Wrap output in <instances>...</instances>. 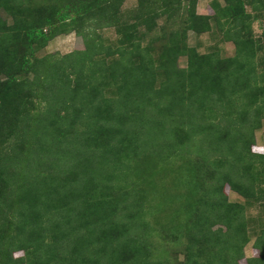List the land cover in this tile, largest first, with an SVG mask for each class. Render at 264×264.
<instances>
[{"label":"trees","instance_id":"1","mask_svg":"<svg viewBox=\"0 0 264 264\" xmlns=\"http://www.w3.org/2000/svg\"><path fill=\"white\" fill-rule=\"evenodd\" d=\"M124 2L0 0V264H264V0ZM72 32L83 49L37 55ZM189 32L216 41L200 53ZM178 160L179 226L160 221Z\"/></svg>","mask_w":264,"mask_h":264},{"label":"rangeland","instance_id":"2","mask_svg":"<svg viewBox=\"0 0 264 264\" xmlns=\"http://www.w3.org/2000/svg\"><path fill=\"white\" fill-rule=\"evenodd\" d=\"M222 2V0H220ZM211 0H199L197 5V13L201 15H208L212 14L210 8ZM136 6V0H125L123 4V11L132 9ZM248 9V8H247ZM249 10V9H248ZM160 23V21H159ZM253 29L256 35L260 33V24L259 22H255L253 25ZM103 36L105 39H109L114 41L116 39V34L113 28L103 29L102 31ZM215 39H212L209 33H203L199 36L195 35L193 32L188 33V44L189 46L197 47L200 53H205L209 51V47L213 45ZM83 39L82 37L76 35L74 32L69 34H64L57 36L54 38L45 49L39 51L37 53L38 56H43L45 54H67L74 50H81L83 49ZM221 54L222 56H230L234 53V47L231 43H221L220 44ZM186 59L184 57L179 59V66L185 67ZM255 136V145L253 146V151L256 153L263 152V137H264V122L261 129L256 130L254 133ZM183 163L181 160H178L176 165L172 168V176L166 177V181L164 182V186L162 191L169 195L172 198V202L169 205V208L165 210V213L161 215L160 221L166 224L168 223V216L171 213H175L174 221L176 225L179 226L183 225V221L185 216L187 215L186 212L189 211V203L191 199H193L190 195V187L186 185L187 178L190 176L189 171L185 170V165L181 168ZM160 188V187H159ZM225 191L228 195L229 201L231 202H240L244 203V199L237 194L233 193L228 189L225 188ZM262 208L259 203L252 202L250 206H247L246 215L251 220H257L258 216H263ZM249 234L251 237L250 243L244 249V256L245 258H250L252 256H256L258 254L257 250L253 247L254 242V235L255 231L257 232L260 228V224L257 221H254L252 225L249 224ZM180 236V244L179 245H172L168 243L164 244L165 252L172 254L171 256L175 255L177 259L180 261L182 260V253H183V243H184V232L180 233L177 232ZM174 253V254H173ZM17 257H22L21 252H17L15 254ZM240 264H246L245 260H242Z\"/></svg>","mask_w":264,"mask_h":264}]
</instances>
